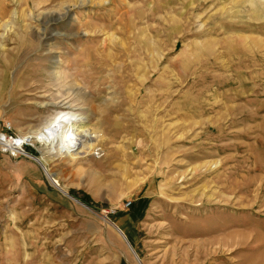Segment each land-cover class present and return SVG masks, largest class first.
<instances>
[{"label":"rangeland","instance_id":"374dc122","mask_svg":"<svg viewBox=\"0 0 264 264\" xmlns=\"http://www.w3.org/2000/svg\"><path fill=\"white\" fill-rule=\"evenodd\" d=\"M0 134V264H264V0H0Z\"/></svg>","mask_w":264,"mask_h":264},{"label":"bare ground","instance_id":"6f19581e","mask_svg":"<svg viewBox=\"0 0 264 264\" xmlns=\"http://www.w3.org/2000/svg\"><path fill=\"white\" fill-rule=\"evenodd\" d=\"M62 117L63 116L56 117L54 120L51 121L50 124L45 126L42 129V131L37 133L36 140L49 147V151H48L49 154L77 156V155L86 154V153H89L90 151H92L94 149L95 142L98 139H100L99 136H95L92 138V136H90L91 134L89 135V133H87L89 135V137L87 138V140H83L82 136H83V134H85L84 131H80L79 133H77L75 128H73V127H71L70 129L63 130L62 129V123H63V121H65V118H62ZM0 135H2V134H0ZM4 135L5 134H3L2 137H0L1 143L6 145L7 148H10L14 151L25 153V150L23 149L22 146L25 144L26 141H30L31 137L26 136V137H19L17 139L7 140ZM33 159L41 166L44 173L51 179V182L54 185H56L63 194L69 196L66 188L64 186H62L59 183L58 179L49 172L46 165L37 157H35ZM114 226H115L116 230L126 240L124 233L116 225H114ZM129 247L131 248L130 245H129ZM137 260L140 263L138 258H137Z\"/></svg>","mask_w":264,"mask_h":264},{"label":"water","instance_id":"95a60500","mask_svg":"<svg viewBox=\"0 0 264 264\" xmlns=\"http://www.w3.org/2000/svg\"><path fill=\"white\" fill-rule=\"evenodd\" d=\"M69 196H71L70 194H69ZM72 197V196H71ZM74 199H76V198H74ZM77 201H79L78 199H76ZM128 242V241H127ZM129 244V243H128ZM130 245V244H129ZM132 248V247H131ZM133 250V249H132ZM135 254V253H134ZM136 255V254H135ZM136 257L138 258V256L136 255Z\"/></svg>","mask_w":264,"mask_h":264},{"label":"built area","instance_id":"2783aa9c","mask_svg":"<svg viewBox=\"0 0 264 264\" xmlns=\"http://www.w3.org/2000/svg\"><path fill=\"white\" fill-rule=\"evenodd\" d=\"M8 139H14L12 136H8Z\"/></svg>","mask_w":264,"mask_h":264},{"label":"trees","instance_id":"16d2710c","mask_svg":"<svg viewBox=\"0 0 264 264\" xmlns=\"http://www.w3.org/2000/svg\"><path fill=\"white\" fill-rule=\"evenodd\" d=\"M86 200V199H85Z\"/></svg>","mask_w":264,"mask_h":264}]
</instances>
